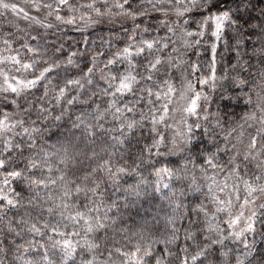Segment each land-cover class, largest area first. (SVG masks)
<instances>
[{"label": "clouds", "instance_id": "clouds-1", "mask_svg": "<svg viewBox=\"0 0 264 264\" xmlns=\"http://www.w3.org/2000/svg\"><path fill=\"white\" fill-rule=\"evenodd\" d=\"M5 3L27 9L44 23L0 7V55H19L22 62L0 64V114L24 122L0 135V159L9 170L18 166L22 175L16 182L24 189L20 209L0 219V264H23L18 257L26 249L33 264H42L41 239L36 236V245H31L32 236L19 216L36 204L46 209L48 193L59 197L65 183L73 185L74 208L91 207L93 198L102 201L100 212L109 220L107 232L98 235L99 251L106 259L110 249L116 264L120 259L115 248L135 247L138 240L151 244L161 264H185V258L186 264H264V192L247 196L243 186V179L264 185V155L257 154L264 150V0H71L63 15H75L72 24L58 21L55 11L48 15L47 8L33 11L32 0ZM218 10L228 11L235 23L226 29L229 43L218 51L212 81L208 51L214 38L211 31L201 35L200 24ZM4 38L12 43L4 44ZM143 38L156 43L137 58L132 92L113 96L103 77L111 72L118 78L127 66L121 61L108 65V58ZM236 39L239 47H234ZM52 41L59 51L53 50ZM25 43L36 51H27ZM60 52H76L75 63L66 66L63 56L53 63ZM157 56L161 63L152 69ZM93 58L89 83L86 66ZM25 63L30 67L25 69ZM46 67L55 71L32 87L21 86L13 93L5 83L17 77L34 80ZM202 77L209 82L201 85ZM68 79L80 84L68 85ZM169 85L174 94L167 92ZM60 88H66L63 100L57 99ZM197 93V111H186ZM165 105L168 111L161 122ZM33 161L39 163L31 166ZM49 167L56 183L34 194L32 180L47 181ZM120 167L126 172L110 174L109 169L115 173ZM237 168L242 178L239 200L233 191ZM6 176L0 169V178ZM77 184L88 190L77 195ZM213 194L225 200L231 196V208L217 211ZM41 214L48 218L46 211ZM237 216L239 223L232 225ZM56 220L59 216L54 215ZM10 221L17 231L9 230ZM250 223L254 230H249ZM233 232L243 235L238 239ZM145 264L154 261L146 259Z\"/></svg>", "mask_w": 264, "mask_h": 264}, {"label": "snow or ice", "instance_id": "snow-or-ice-1", "mask_svg": "<svg viewBox=\"0 0 264 264\" xmlns=\"http://www.w3.org/2000/svg\"><path fill=\"white\" fill-rule=\"evenodd\" d=\"M33 3V11L39 12L41 7L49 9L48 15H52L53 11H55V18L58 21L64 23H75L76 17L75 15L68 16L65 18L63 15V10L66 6H70L71 0H53L52 3H43V0H32ZM0 7H5L10 9L14 15L17 17H21L25 20L31 18L37 24H43L44 22L40 20L38 15H32L27 9L16 5L11 4L8 5L5 3V0H0ZM117 7H128L131 5H119ZM71 11L72 9L69 8ZM211 11V10H210ZM99 14V12H98ZM84 17L81 16V20ZM88 22L91 23V17L88 18ZM230 23H235L233 21L230 13L228 11L218 10L216 14L209 15L203 19L200 24L201 35L205 32L211 31L212 37L214 38V43L211 45L208 51L209 57V74L212 81H215L216 73H217V57L218 51L220 48L228 45L229 41L225 40L224 37L226 35V29ZM18 28V25H16ZM47 28L53 27L51 24L45 25ZM254 34V33H249ZM37 38L33 37V43ZM4 44H11L7 38H4L2 41ZM53 45L54 51H59L58 47L55 45V42H49ZM110 43V42H109ZM155 41L148 38H143L140 40L139 44L127 43L124 47L118 50L115 53L114 57H109L107 60L108 65H114L118 61L123 62L127 67L125 71L119 74L117 78L114 73L108 72L105 73L104 79L109 81V87L114 89L112 91V95L116 96V94L125 95L127 93L132 92L136 82H137V73L133 70L137 63V58L141 57L145 54L146 50H152L155 47ZM240 41L239 39L235 40L234 47H239ZM251 45V41L248 42ZM167 47V44L164 45ZM24 47L27 51H36L33 49L31 45L25 43ZM40 46H38L39 48ZM43 51H48V45L43 46ZM77 55L76 52L64 53L60 52L58 56L53 57V63L60 59L63 56L66 60V66L72 65L75 63L74 57ZM6 60L12 61L17 65H20L21 59L19 55L4 57L0 55V64L4 63ZM161 63L160 57H155L150 64L152 69H155ZM95 58L90 62V66H86L88 70L89 80L91 83V76L95 69ZM25 69L29 68L30 65L25 63L23 64ZM55 71L52 67H46L44 71L34 80L24 81L17 77L15 82L12 80L6 79L5 83L8 88L11 89L13 93L17 92L21 86L32 87L37 81L44 80L47 76H51ZM114 80L115 83L112 84L111 81ZM209 82L208 77H202L200 80L201 85H205ZM68 85L80 84L79 80L68 79ZM149 95H151L152 90L148 89ZM167 92H171L174 94V89L171 85L168 86ZM167 94V93H166ZM66 95V88H60L57 93V99L63 100V97ZM159 98L160 93H156ZM199 100V93L196 94L195 98L191 101V104L186 109V111L195 113L197 111V101ZM72 101L70 100L69 103ZM112 106L115 107V101H112ZM8 107L11 108V105ZM116 112H119L120 109L116 107ZM168 111V106H164V114L159 116V120L162 122L165 119V115ZM59 119V117H57ZM153 123L156 122V117H153ZM23 120H14L7 114H0V135L14 130L17 125H23ZM131 129L132 123L129 122L127 125ZM37 130L35 128L32 129V133H35ZM23 132L27 135L29 133L28 128H23ZM253 150L258 148L257 141L254 139L252 141ZM7 149H11L12 145L10 143L6 144ZM258 155H264V150H261ZM38 161L31 162V166H35ZM0 169L7 173L6 177L0 178V219L6 217L8 212L13 210H19L21 207L20 204V195L24 192L23 187L16 182L17 178H19L22 173L18 170V166L15 169L9 170L6 166L4 160L0 159ZM237 171V181L233 185V191L236 195V198L239 200L240 197V183L241 179L239 177V169ZM49 176L47 181L41 179L36 181L32 180V191L33 193H38L40 191L41 186L45 189L48 184H55L56 179L52 177L51 167L48 168ZM110 174L114 176H118L119 174L125 173L126 169L120 167L116 170L115 173L111 172ZM59 179L64 180V175L61 174ZM255 179L258 181L260 179L259 176H256ZM13 185L9 187V185ZM243 186L247 193V196H254L258 192H264V185H257L252 182L250 179H243ZM64 191L59 197H54L51 193H48V201L51 203L48 204L47 208L41 207L39 204H36L31 210H27L25 214L19 216L20 225H22L28 233L31 234L32 239L30 241L32 246H35L37 241L35 239L36 236H39L41 239V248L42 251L39 252L40 260L42 264H76L77 257H80L79 264H116V261L112 259V252L110 249H106L107 258H104L99 251V243H98V235L101 232H107L108 230V214L100 212L101 203H97L93 198L91 201L92 206L89 207L87 204H83L82 206L73 207V185L71 183H65L63 185ZM88 189L81 188L80 185H75V193L79 195L82 191H87ZM93 193H95L96 189H91ZM219 191H223L220 189ZM247 196L243 198V203L247 205L249 200ZM39 199V197H37ZM87 199V198H86ZM213 201L217 205V211H224L225 209H230L232 204V198L229 196L226 200L221 199L219 196L213 194ZM39 209V211H36ZM44 211L47 212L48 218L45 219L41 213ZM59 216V220H56L53 223V216ZM14 221H10L9 230L17 231L11 227V224ZM230 223L232 225L239 223V217H234L231 219ZM210 230H216L214 225H209ZM249 230H254V223L249 224ZM233 235L238 239L243 235L242 232H233ZM47 237V240L44 241V238ZM26 254L24 256L18 257L23 264H33V259L29 257L27 254V249L25 250ZM115 251L117 253L118 258L120 259V264H145V260H153L154 264H161V260L159 257L154 256L152 252V247L150 243H144L142 240H138L135 247L126 248V247H116ZM81 253H84L81 255ZM160 254L163 256L165 254V249H160ZM185 258V264H186ZM197 264H201V262H197Z\"/></svg>", "mask_w": 264, "mask_h": 264}]
</instances>
